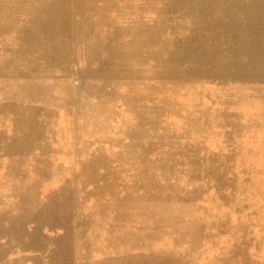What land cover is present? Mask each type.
Masks as SVG:
<instances>
[{"label": "rangeland", "instance_id": "rangeland-1", "mask_svg": "<svg viewBox=\"0 0 264 264\" xmlns=\"http://www.w3.org/2000/svg\"><path fill=\"white\" fill-rule=\"evenodd\" d=\"M5 148L4 211L74 188V264H264V0H0Z\"/></svg>", "mask_w": 264, "mask_h": 264}, {"label": "trees", "instance_id": "trees-1", "mask_svg": "<svg viewBox=\"0 0 264 264\" xmlns=\"http://www.w3.org/2000/svg\"><path fill=\"white\" fill-rule=\"evenodd\" d=\"M6 170L14 162L13 151L4 149ZM35 183L40 184L41 177ZM32 205H19L25 197L17 198L18 210L4 211L0 208V263L15 253L36 254L52 264H74V239L79 218L75 190L70 185L50 190L40 198L38 191ZM81 222V220H80Z\"/></svg>", "mask_w": 264, "mask_h": 264}, {"label": "water", "instance_id": "water-1", "mask_svg": "<svg viewBox=\"0 0 264 264\" xmlns=\"http://www.w3.org/2000/svg\"><path fill=\"white\" fill-rule=\"evenodd\" d=\"M163 253V252H162ZM169 254V253H168ZM73 259L75 260L76 259V255H75V250L73 251ZM84 260H87L89 259V257L86 259V257H83Z\"/></svg>", "mask_w": 264, "mask_h": 264}]
</instances>
